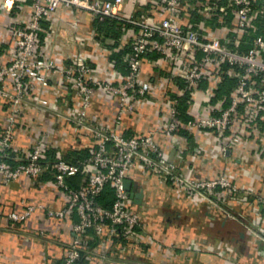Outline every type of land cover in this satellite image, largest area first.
<instances>
[{
	"label": "built area",
	"instance_id": "1",
	"mask_svg": "<svg viewBox=\"0 0 264 264\" xmlns=\"http://www.w3.org/2000/svg\"><path fill=\"white\" fill-rule=\"evenodd\" d=\"M154 1L164 14L158 22L119 14L122 0H0L3 15H10L18 3L27 7L13 22V57L0 63V102L6 107L0 120L1 181L9 185L25 176L41 187L53 186L63 199L59 209L23 199V208L10 211L7 219L19 223L36 211L52 218L71 217L72 236L59 264H75L82 255L91 263L92 255H85L86 242L94 237L105 250L122 239V247L148 246L144 249L147 254L151 243L157 242L160 217L147 192H154L161 184L175 192L183 190L187 197L218 210L235 202L242 188L226 175L208 177L205 168L197 174L187 173L177 161L167 158L165 148L177 146L181 132L213 133L224 156L234 146H241L244 152L249 145L255 146L248 155L243 152L233 157L232 169L247 172L258 211L264 213V0ZM60 6L86 11L97 21L108 19L121 27L137 28L120 83L92 77V66L83 54L85 44L77 39L76 21L71 22L72 27L50 25L53 42H59L55 46L51 42L43 58L39 55L36 49L42 21ZM187 10L217 19L222 32L208 35L201 32L199 22L184 23L181 17L187 16ZM150 49L174 64L186 59L180 74L182 85L178 97L165 108L161 127L124 135L118 130L123 117L136 113L137 103L148 94L149 82L140 81L139 72ZM51 73L70 85L73 107L52 103L58 99L56 92L42 98ZM97 88L115 102L114 118L109 123L97 121L89 113ZM181 101L186 107L183 115L178 109ZM32 108L40 110L46 122L69 127L70 151L84 149L88 153L75 161L49 156L47 151L57 142L44 136L37 126L30 129V143L16 147L20 118L22 122ZM77 174L81 175L78 184H68L66 179ZM147 175L157 180L152 187ZM125 179L143 189L141 205L130 199L123 187ZM107 185L113 197L105 206L97 198ZM254 233L264 242V232Z\"/></svg>",
	"mask_w": 264,
	"mask_h": 264
},
{
	"label": "crops",
	"instance_id": "2",
	"mask_svg": "<svg viewBox=\"0 0 264 264\" xmlns=\"http://www.w3.org/2000/svg\"><path fill=\"white\" fill-rule=\"evenodd\" d=\"M26 11L27 7L18 3L10 15L0 14V63L12 59L13 22ZM118 13L150 22H158L164 15L160 4L154 0H122ZM186 15L181 20L189 24L199 22L202 33L217 35L223 30L222 23L217 19L189 11ZM73 21L77 23V39L85 44L83 54L92 66V77L120 83L126 74L125 59L137 32L133 25L121 27L113 20L97 21L86 11L60 6L42 21L36 49L39 55L43 58L52 43L55 46L59 42V39L53 42L49 26L72 27ZM185 64L186 59L174 64L169 57L148 50L139 72V80L147 79L149 82L147 97L137 103L136 113L123 117L118 130L124 135H134L161 127L165 108L178 97L182 85L180 74ZM96 90L94 105L89 113L95 120L109 123L114 118L115 102L102 89ZM50 92L58 95L52 103L73 107L70 85L52 73L42 98L48 99ZM5 108L0 102V120ZM33 126L39 127L44 136L55 138L56 146L47 151L51 157L67 159L73 157V153L83 156L88 153L84 149L70 151L68 145L72 136L69 127L61 128V124L55 121L46 122L43 113L33 108L22 122L20 118L14 141L16 147L20 149L30 143ZM218 146V139L211 132H181L177 146L168 145L165 153L169 160L177 161L186 168L187 173L197 174L200 168H205L208 177L226 175L242 188L235 202L218 210L213 205L194 201L183 190L175 192L165 184L154 192L149 189L147 196L160 215L156 225L159 245L156 241L151 243L145 254L144 249L148 246L127 245L123 248L125 241L121 239L105 250L94 237L86 242L85 255L93 257L91 263L84 257L87 264H264V242L254 233L257 230L264 232V213L258 211L247 172L232 169L233 157L243 153V148L234 146L224 156ZM252 150L255 146L249 145L244 153H251ZM146 179L150 187L157 181L149 175ZM156 193L159 194L157 197ZM23 199L42 203L50 209L63 206L60 193L51 185L41 187L25 176L4 185L0 175V264H59L72 236V218H52L36 211L24 221L13 224L7 219V214L13 210L20 211Z\"/></svg>",
	"mask_w": 264,
	"mask_h": 264
},
{
	"label": "trees",
	"instance_id": "3",
	"mask_svg": "<svg viewBox=\"0 0 264 264\" xmlns=\"http://www.w3.org/2000/svg\"><path fill=\"white\" fill-rule=\"evenodd\" d=\"M107 20V19H106ZM99 24H104V22H99ZM185 104L183 101H181L178 105V109H179V113L181 115H183L185 113ZM73 157H69L67 158V160L69 161H75L77 158H81L83 157L82 154H78V153H73ZM80 178V174H77L73 177H70V178H67L66 181L68 184L72 185V186H76V181ZM112 197H113V194H112V190H111V187L109 185H107L103 192L100 194V196H98V201L100 203H102L103 205L105 206H108L110 204V202L112 201ZM75 264H87V262L85 261L84 259V256L82 255L80 257V259L75 263Z\"/></svg>",
	"mask_w": 264,
	"mask_h": 264
},
{
	"label": "water",
	"instance_id": "4",
	"mask_svg": "<svg viewBox=\"0 0 264 264\" xmlns=\"http://www.w3.org/2000/svg\"><path fill=\"white\" fill-rule=\"evenodd\" d=\"M123 187L128 191L133 203L141 205L143 199V189L136 183L128 179L123 181Z\"/></svg>",
	"mask_w": 264,
	"mask_h": 264
}]
</instances>
